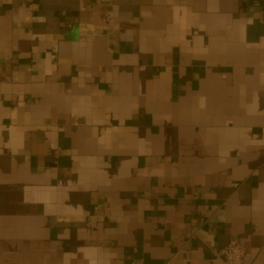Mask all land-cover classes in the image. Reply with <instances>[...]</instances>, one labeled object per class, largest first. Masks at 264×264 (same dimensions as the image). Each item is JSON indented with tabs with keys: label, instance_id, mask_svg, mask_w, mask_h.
Segmentation results:
<instances>
[{
	"label": "crops",
	"instance_id": "1",
	"mask_svg": "<svg viewBox=\"0 0 264 264\" xmlns=\"http://www.w3.org/2000/svg\"><path fill=\"white\" fill-rule=\"evenodd\" d=\"M39 3L0 0V264H264V0Z\"/></svg>",
	"mask_w": 264,
	"mask_h": 264
},
{
	"label": "built area",
	"instance_id": "2",
	"mask_svg": "<svg viewBox=\"0 0 264 264\" xmlns=\"http://www.w3.org/2000/svg\"><path fill=\"white\" fill-rule=\"evenodd\" d=\"M101 3L111 6L113 0H99ZM27 9L30 13L36 14L41 10L39 0H27ZM110 20V15H106L105 21ZM60 151L56 150L55 157H59ZM247 254L246 246L238 238H233L230 242L220 251L219 256L223 259L225 264H245ZM164 264H171L166 262Z\"/></svg>",
	"mask_w": 264,
	"mask_h": 264
},
{
	"label": "water",
	"instance_id": "3",
	"mask_svg": "<svg viewBox=\"0 0 264 264\" xmlns=\"http://www.w3.org/2000/svg\"><path fill=\"white\" fill-rule=\"evenodd\" d=\"M264 36V25L259 19L255 20L249 27V41L256 42Z\"/></svg>",
	"mask_w": 264,
	"mask_h": 264
}]
</instances>
